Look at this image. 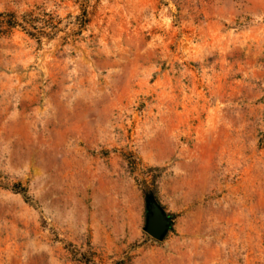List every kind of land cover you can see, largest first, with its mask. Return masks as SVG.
<instances>
[{"label": "rangeland", "instance_id": "obj_1", "mask_svg": "<svg viewBox=\"0 0 264 264\" xmlns=\"http://www.w3.org/2000/svg\"><path fill=\"white\" fill-rule=\"evenodd\" d=\"M0 264H264V0H0Z\"/></svg>", "mask_w": 264, "mask_h": 264}, {"label": "water", "instance_id": "obj_2", "mask_svg": "<svg viewBox=\"0 0 264 264\" xmlns=\"http://www.w3.org/2000/svg\"><path fill=\"white\" fill-rule=\"evenodd\" d=\"M144 207L143 231L154 240L163 241L172 228L174 217L165 211L147 188L144 190Z\"/></svg>", "mask_w": 264, "mask_h": 264}, {"label": "trees", "instance_id": "obj_3", "mask_svg": "<svg viewBox=\"0 0 264 264\" xmlns=\"http://www.w3.org/2000/svg\"><path fill=\"white\" fill-rule=\"evenodd\" d=\"M27 32H28V31H27ZM28 34H30V33H28ZM12 188H13L12 190H13L15 193H18V194L21 195V197L23 198V200H24L26 203H30V202H31V198H30V196L28 195V193H27V191H26L25 188L20 187L19 185H14Z\"/></svg>", "mask_w": 264, "mask_h": 264}]
</instances>
